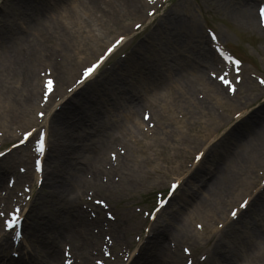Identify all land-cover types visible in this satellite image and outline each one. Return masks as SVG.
<instances>
[{"label": "bare ground", "instance_id": "6f19581e", "mask_svg": "<svg viewBox=\"0 0 264 264\" xmlns=\"http://www.w3.org/2000/svg\"><path fill=\"white\" fill-rule=\"evenodd\" d=\"M253 1L216 0V4L248 29L258 30L261 27L251 10ZM1 3L0 129L9 133L14 123L30 120L31 110L37 113L47 107L46 116L31 119L25 125L44 127L47 159L55 162L54 173L45 174L44 180L49 187L47 194H53L60 203L56 219L48 221L45 230L33 223L28 226L33 239L42 244L49 236L44 258L33 259L34 252L30 250L31 258L22 259L19 264H93L91 257L99 253L100 243L98 235L90 230L91 225L99 232L105 227L115 243L120 242L118 226L109 219L89 218L81 209L79 198L83 190L90 194V189H101L104 184L100 183V176L104 172L112 176L120 172L124 185V170L138 158L134 155H145L143 147L135 146L137 139L132 145L118 136H135L134 127L138 130L141 123L135 115L140 106L141 116L144 108L150 109L155 130H161L159 145L176 150L172 142L179 140L190 148L188 161L202 152L195 168V172L202 171L197 175L196 189L156 230L157 249L143 252V264H172L160 259V253L167 250V240L196 241L189 230L191 218L209 220L218 216L213 203L226 205L223 199L231 189L239 190L249 202L239 218L247 212L250 219L240 223L238 218L228 223L227 230L209 248L213 251L212 260L214 264H264V230L259 225L264 223V186L260 187L264 180V102L256 108L252 106L260 92L248 79L237 84L243 87V94L238 97L223 86L216 75L217 70L223 69L222 62L210 48L209 40L196 29L193 19L183 20L166 10L147 37L134 45L129 56L115 62L109 74L84 80L66 95L67 90L80 84L77 81L83 76L84 66L74 59L75 53L82 52L89 42L96 47L89 53L105 47L111 41V27L131 30L124 21L132 17L142 22L153 0ZM93 27L102 30L94 33ZM48 79L54 81L52 91L47 87ZM232 107V112L225 113ZM238 107H244L239 117ZM121 108L128 113L113 114ZM145 123L150 126L152 121ZM221 129L224 132L216 137ZM120 145L125 147L124 154ZM215 152V160L201 170L204 158ZM1 182L3 176L0 185ZM114 183L109 181L107 187L112 189ZM24 215L27 222L43 214H39L37 205ZM60 239H68L69 257L60 255ZM224 245L227 249H223ZM135 261L136 256H132L130 264Z\"/></svg>", "mask_w": 264, "mask_h": 264}, {"label": "rangeland", "instance_id": "374dc122", "mask_svg": "<svg viewBox=\"0 0 264 264\" xmlns=\"http://www.w3.org/2000/svg\"><path fill=\"white\" fill-rule=\"evenodd\" d=\"M258 2H264V0H254L251 9L257 24L258 18L255 9L258 5ZM152 7L154 9L157 7L158 10L153 12L152 16H149L148 13L145 14L144 20L142 21L139 29H136L133 26L134 24L138 23L136 20L139 19L132 17L127 18L124 21L125 24L131 25L132 29L128 28L131 30L124 31L123 29L117 27L110 28L109 37H111V39L118 35L127 34V40L110 57V59L105 63L104 67H102L103 70L100 73L103 71L105 72H103L101 76L109 74L111 72V68L117 60L127 57V55L131 52V48L133 49L134 45L141 38H143L147 32H149L157 24V22H160L162 15L159 14L161 11L164 12L166 9L171 14L180 16L183 20L193 19V24H195L197 27L196 29L200 30L205 38H207V28L214 30L218 34L220 41L223 42L233 54L240 57L243 61V65L241 67L243 70V77L250 80L253 85H261L257 82L258 78L256 79V76H261L262 80L264 79V27H261V29L258 30L248 29L245 25L238 22L236 18H233L226 10L222 9L221 7L219 8V6L216 4V0H165L163 2H158L155 7L154 5ZM149 19L153 20L151 21V25L146 29V32H144L142 35L138 34L133 36V33L137 30H141V28L148 23ZM93 28L95 33H100L102 30L100 27ZM83 35H85V33H83ZM94 48L95 46L93 43L89 42L88 46L82 49V52L75 53L74 59L86 62L84 64H89V62L93 60L97 54H89V51L93 50ZM101 50H99V52ZM250 73H253L254 77H250ZM241 84H244V82ZM259 87L260 88L257 92H260V97L252 104V106L255 108L257 105L264 102V85ZM241 89H243L242 86L236 89L237 97L239 94H243L240 91ZM140 107L137 109L138 112H135L137 120H140L141 118L142 108ZM243 109L244 107L239 108L236 114ZM231 110H233V107L232 109L225 111V113H230L232 112ZM125 113H128L127 109L121 108L118 111H113L114 115L118 114L123 116ZM29 117L30 119L34 118L33 110H31ZM28 121L30 120L22 122L27 123ZM141 126L143 127V125ZM141 126H139V129ZM27 127L28 126H21L19 128L23 130ZM155 128L150 132H142L134 127L135 136L130 137L125 136L124 134H118V136L124 137L132 145L135 144V139H137L135 146L138 149L141 147L145 149V155L142 153H136L134 158L135 156H138V158L133 163H131L127 170H124L127 171V174L123 175V182H125L124 185L121 182L122 176L120 172H117L115 176L114 174L112 176L104 172L105 175L100 176V183L104 184L101 186V189H90V191H93V193L88 196V200L86 198L88 194L84 190L82 191V195L80 197V200L83 201L82 206L90 202L93 207L99 211L101 217L103 218H105L103 212L107 209V211H109L112 215L113 220L111 223L116 225V227L118 226L121 233L120 243H117L116 245L115 241L113 240L112 248L108 250L110 256L107 257L114 264H126L127 260L126 258L124 259V257H126V251L129 249L132 253L140 244H143L145 252L157 249L155 238L146 237L149 225L154 228L165 222L170 212L179 208L186 196L188 197L189 193L196 189L197 179L199 178L197 175L202 173L200 170H196L195 172V169L192 168L193 166H191V168L187 167V152L190 151V148L187 147L186 144H183L177 140L174 143L172 142V144L176 146V150L169 148L168 146H164L163 144L159 145L158 143H160V137L162 134L161 130L158 129V131H156ZM182 129L185 128L182 127ZM12 140L13 138L3 140L1 148L5 147L6 144ZM121 146L123 145H120L119 149L124 154L125 147L122 148ZM108 150L109 149L106 150L107 155ZM219 150L220 149H218L216 152ZM216 152L212 153L208 159L204 158L201 164V170L206 169L210 160H215ZM12 153V156L7 154L0 159V166L2 165V167L5 166L7 168L5 171L6 174L4 175L5 178H3L2 191H4V193L0 195V203H2L5 198L15 199L18 196L22 197L20 191L22 190V186L25 182L19 181L28 177V172H25L20 168L25 170H27V168L31 170L32 168V160L28 163V165L25 163L26 160L24 156V150H18L17 152ZM47 163L51 164L48 169L50 172H53L55 168L54 162L52 163L47 161ZM185 167L188 168L190 176L188 177L186 184L183 185L184 189H182V192L175 191V195L170 200V203L166 209L163 212H160L154 220H149L148 215L144 214V210L151 209L155 203L154 195L156 192L165 191L169 180L176 178L178 175L183 176L184 174L182 172H184L186 169ZM9 171H11V174L8 173ZM6 176H10L14 179L12 185L7 182ZM86 177H89V174H86ZM113 177L115 178L113 179ZM17 179L20 180L17 181ZM111 180L115 182L112 189L107 187L109 181ZM125 187L126 189L124 190ZM47 191L48 186L45 183H43V186L40 190H32L33 198L31 197L32 200L30 201V204H32L31 208H33L35 205H38L39 214L45 215L43 219H47L49 216L51 218L54 217L53 219H56L58 214L57 212L60 209V203L57 202L58 199L53 197V195L47 194ZM242 197L243 194L240 196L239 190L231 189L223 199L224 202L227 201L226 205L223 206L213 203V208H215L214 211L216 210L219 216L214 215V218L212 217L209 220H203L199 217L191 218L189 230L191 231V234L196 237V241L184 238L169 242L170 239H168L167 250L160 253L162 257L161 260L164 261L168 259L172 264H214L211 255L208 252V248H210L216 239L227 230L226 223L222 226L219 225L220 221L223 222L225 220L220 216L224 217L226 215V210L229 211L230 206H237V203ZM94 199L104 200L106 209L95 204L93 202ZM246 214L247 212L239 218V220H241L240 223H243L244 220L250 219ZM208 215L210 216V213H208ZM257 217L259 218L260 215ZM36 218L37 219L35 221H38V216ZM29 222H32V220L29 219ZM234 225L238 226L239 224L236 223ZM259 225L262 226L261 231H263L264 223H259ZM155 230L158 229H154V231ZM152 232H150V235ZM102 234H104V231L101 230L98 239L99 242L102 240ZM107 234L112 236L111 232H108ZM212 234H217L213 241L211 239ZM26 235L28 236L27 231ZM237 239L240 240L238 237ZM38 247L41 249L39 245ZM223 247L221 248L227 249L226 245ZM185 249H188V251L186 252ZM99 255L103 256L104 252L101 251ZM137 257H139L138 264H142L145 260L143 258V254H138Z\"/></svg>", "mask_w": 264, "mask_h": 264}, {"label": "snow or ice", "instance_id": "6c2138e0", "mask_svg": "<svg viewBox=\"0 0 264 264\" xmlns=\"http://www.w3.org/2000/svg\"><path fill=\"white\" fill-rule=\"evenodd\" d=\"M261 12L264 13V9H261ZM153 13L150 12L149 15H152ZM137 28L140 27V25H136ZM120 39H123L122 37ZM120 40L116 41V44H119ZM113 47H115V45H113ZM112 51V48L108 49V52L110 53ZM104 59V57H100V60H98L95 64H92L90 67H87L83 70V76L82 79L80 81H77V83H82L83 80H86L91 74L92 72L98 67L99 63ZM227 59H231V57H227ZM236 64H239V61L235 62ZM238 71V70H237ZM215 75V74H214ZM227 74H225L224 76H220L219 79L225 83V84H231L232 82H230L229 80H227ZM236 80L239 81L240 77L239 75L236 76ZM53 83L54 81L52 79H48L46 84L47 87L50 91L54 90L53 89ZM261 83H264V80H261ZM229 91H235L234 88L230 87L228 89ZM39 115L43 116V113H39ZM240 116V113H237V117ZM147 118V116H146ZM38 131V135H39V139L37 140V144L39 145V150L43 151L44 148V140H45V133L43 131ZM24 138L25 140L28 139L32 134L29 132H25L24 134ZM25 140H18V143L23 144L25 142ZM16 145H13V147H15ZM4 153L0 152V156H3ZM195 159L197 161H199L201 159V154H197V156L195 157ZM37 168H39V161H37ZM179 187V182H173L169 188L168 191V196L171 197L175 190ZM102 203V201H101ZM168 203V201H166L163 197L160 198L157 202L158 207L156 209H154L153 211H160L162 210L166 204ZM248 201L245 200L243 202L240 203L239 207L241 209H245L248 206ZM19 208H12L10 210H3L0 209V222H2V227L5 229H12L14 230L18 224H19ZM231 215L233 217L237 216V211L236 209H233L231 212ZM185 251L187 252L188 249H185ZM96 264H102L101 261H97Z\"/></svg>", "mask_w": 264, "mask_h": 264}]
</instances>
